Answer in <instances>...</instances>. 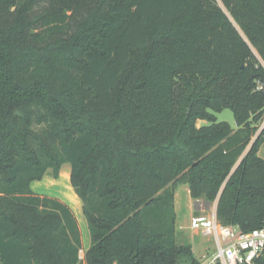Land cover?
Here are the masks:
<instances>
[{"label": "trees", "instance_id": "1", "mask_svg": "<svg viewBox=\"0 0 264 264\" xmlns=\"http://www.w3.org/2000/svg\"><path fill=\"white\" fill-rule=\"evenodd\" d=\"M263 122L264 0H0V264H198L175 189L263 227Z\"/></svg>", "mask_w": 264, "mask_h": 264}, {"label": "rangeland", "instance_id": "2", "mask_svg": "<svg viewBox=\"0 0 264 264\" xmlns=\"http://www.w3.org/2000/svg\"><path fill=\"white\" fill-rule=\"evenodd\" d=\"M216 117L218 121L227 122L233 128H236L234 113L231 110H224L221 113L216 114ZM203 124L204 122H199L198 126H201ZM262 144L261 155L264 158V143ZM34 192L41 196L53 195L52 197L54 198L61 196L67 202L75 206V196L77 194H75L76 192L71 183V167L69 165L64 166L60 172V177L58 179H55L52 174L49 173L43 182L35 184ZM216 203L217 202H214L213 204H211V206H209L208 204L205 205L206 202H202L201 204L196 203V201L191 198L187 186L180 185L176 187L174 205L177 216L179 242H192L196 239L207 250L215 249V243L212 237L205 236L200 231L191 229V219L195 215L203 214L209 216L214 214L216 212ZM199 205H203L202 210L201 206L199 207ZM198 209L199 212H196V210ZM82 251L83 252H81V258L83 259L86 252L83 249Z\"/></svg>", "mask_w": 264, "mask_h": 264}, {"label": "built area", "instance_id": "3", "mask_svg": "<svg viewBox=\"0 0 264 264\" xmlns=\"http://www.w3.org/2000/svg\"><path fill=\"white\" fill-rule=\"evenodd\" d=\"M264 129V122L260 131ZM191 229L213 238L215 252L201 264H262L264 263V225L250 232L221 224L216 212L212 215H195ZM83 252V251H82Z\"/></svg>", "mask_w": 264, "mask_h": 264}, {"label": "crops", "instance_id": "4", "mask_svg": "<svg viewBox=\"0 0 264 264\" xmlns=\"http://www.w3.org/2000/svg\"><path fill=\"white\" fill-rule=\"evenodd\" d=\"M262 143H264V140H263ZM262 145L263 144H261V146H260L259 156L262 159H264L263 156L261 155ZM45 178H46V176L43 178L42 181H40V182H34L32 184L33 191H34L35 184H39V183L43 182L45 180ZM52 196L53 195H48L47 197H52ZM57 198H59L60 200L64 201L72 209V211H73V213H74V215H75V217H76V219L78 221L79 228H80V232H81V235H82V243H83L82 249L85 252H87V250H89V248L91 246V235H90V230H89L88 222H87V220H86V218L84 216V212H83V202H82V200L76 195L75 196V198H76V200H75V206L76 207H75L72 204H70L69 202H67L65 199H63V197L58 196ZM202 202H205V201H196V203H199V204H201ZM207 204L208 203H206L205 205H207ZM208 205L211 206V204H208ZM200 206H201V210H202L203 205H199V207ZM216 210H217V203H216ZM196 212H199V209L196 210ZM177 231H178V228H177ZM178 235H179V232H178ZM189 244L192 246L193 255H194L195 259L198 261V264H201L204 261H207L208 259H210L212 257V255L214 254V252H215V249L207 250L206 248H204L203 245L198 240H196V239L193 240L192 242H189Z\"/></svg>", "mask_w": 264, "mask_h": 264}]
</instances>
